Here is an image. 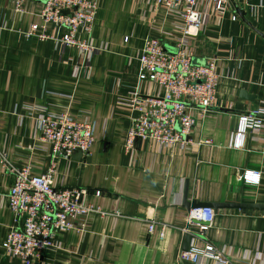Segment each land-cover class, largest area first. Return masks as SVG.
Masks as SVG:
<instances>
[{"label": "crops", "instance_id": "1", "mask_svg": "<svg viewBox=\"0 0 264 264\" xmlns=\"http://www.w3.org/2000/svg\"><path fill=\"white\" fill-rule=\"evenodd\" d=\"M94 1L97 50L86 58L25 35L31 23L42 21L40 1L26 0L16 11L12 0H0V264H22L2 248L8 231L21 225L7 193L14 181L11 169L22 166L34 173L51 167L53 186L86 188L83 200L105 212L90 214L84 232H60L62 249L46 251L33 264H191L179 259L188 232L185 191L188 202L264 205V132L248 131L241 148L229 146L238 114L264 103V0H230L222 14L199 4L198 34L189 45L198 61L217 58L214 105L185 137L189 142L137 139L129 151L125 136L135 113L124 99L134 90L161 92L137 81L138 52L147 37L173 47L182 23L152 0ZM63 111L93 121L89 155L65 158L41 139V112ZM246 169L260 173L259 183L242 180ZM210 207L212 224L191 244L209 241L232 264H264V208ZM151 220L155 226L148 232ZM195 264L216 263L201 258Z\"/></svg>", "mask_w": 264, "mask_h": 264}, {"label": "built area", "instance_id": "2", "mask_svg": "<svg viewBox=\"0 0 264 264\" xmlns=\"http://www.w3.org/2000/svg\"><path fill=\"white\" fill-rule=\"evenodd\" d=\"M12 1L16 11L23 10L26 0ZM37 1L43 5L40 12L42 21L31 23L25 31L26 36L39 41H54L63 52L76 49L86 58L96 53L97 48L92 42L98 8L96 1ZM152 1L157 7L175 15L182 26L173 39L174 51H167L159 38L147 37L143 40L137 56L139 71L136 79L138 82L155 84L161 92L142 95L134 90L130 99H124L135 113L126 132L124 151L132 149L137 139L152 140L163 145L189 142L185 137H189L197 120L205 117L214 105L218 85L217 58L198 61L189 39L198 34L200 3L204 2L222 14L230 7V0ZM237 18L235 13L231 16L234 21ZM38 121L41 139L51 145L54 154L70 158L78 151L84 156L91 153L94 144V123L91 119L63 111L41 112ZM248 131L264 132V103L238 114L237 128L230 135L229 146L241 148ZM11 170L14 181L7 193L8 206L15 221L21 222V225L12 227L2 242L8 258H18L22 264H33L46 251L62 249L58 239L60 232H84L90 214H105L101 207L83 200L88 194L86 188L60 189L53 186L54 171L51 167L40 173L32 172L27 166ZM241 177L246 183L257 184L260 173L246 169ZM100 193V190L94 191L95 196ZM214 217L215 210L210 206L190 208L184 230L199 236L208 230ZM154 226L155 221H149L148 232ZM201 258L212 259L216 264H232L225 253L209 241H204L202 246L190 243L187 250L179 253V259L184 263L195 264Z\"/></svg>", "mask_w": 264, "mask_h": 264}, {"label": "water", "instance_id": "3", "mask_svg": "<svg viewBox=\"0 0 264 264\" xmlns=\"http://www.w3.org/2000/svg\"><path fill=\"white\" fill-rule=\"evenodd\" d=\"M235 10L236 12L240 15V17L245 20L244 18V12L239 9L238 7H235ZM63 12H67V10H64ZM242 97H247L248 95H246V93H242L241 94ZM73 157H77V158H80L82 156V153L80 151L76 152L75 154L72 155ZM184 201H183V204L184 206L189 209V208H194V207H203V206H214V207H224V208H228V207H239V208H256V209H262L264 208V205H259V204H243V203H229V204H221L220 205H216V204H213V203H203V202H198V201H191V202H188L186 200V191L184 192V197H183ZM195 235V233L193 232H187L184 234L183 236V243H182V246L180 248V250H187L190 246V243H191V239L193 238V236Z\"/></svg>", "mask_w": 264, "mask_h": 264}, {"label": "rangeland", "instance_id": "4", "mask_svg": "<svg viewBox=\"0 0 264 264\" xmlns=\"http://www.w3.org/2000/svg\"><path fill=\"white\" fill-rule=\"evenodd\" d=\"M165 49H166L167 51H168V50H172V51L175 50L174 47H170L169 49H168V47H166ZM130 119H131V117H130ZM129 125H130V120H129ZM128 128H129V126H128Z\"/></svg>", "mask_w": 264, "mask_h": 264}]
</instances>
